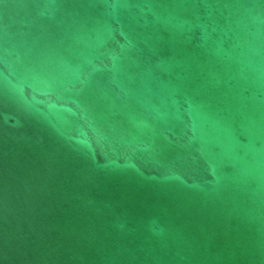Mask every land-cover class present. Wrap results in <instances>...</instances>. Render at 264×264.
Here are the masks:
<instances>
[{
  "label": "water",
  "instance_id": "water-1",
  "mask_svg": "<svg viewBox=\"0 0 264 264\" xmlns=\"http://www.w3.org/2000/svg\"><path fill=\"white\" fill-rule=\"evenodd\" d=\"M0 264H264V0H0Z\"/></svg>",
  "mask_w": 264,
  "mask_h": 264
}]
</instances>
